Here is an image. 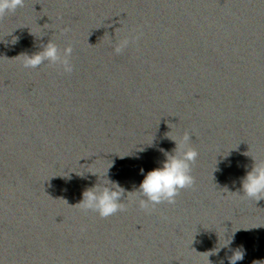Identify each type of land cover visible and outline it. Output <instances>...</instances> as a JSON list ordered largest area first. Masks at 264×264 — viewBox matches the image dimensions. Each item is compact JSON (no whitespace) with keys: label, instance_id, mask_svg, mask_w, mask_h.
Masks as SVG:
<instances>
[{"label":"water","instance_id":"obj_1","mask_svg":"<svg viewBox=\"0 0 264 264\" xmlns=\"http://www.w3.org/2000/svg\"><path fill=\"white\" fill-rule=\"evenodd\" d=\"M50 39L71 47L70 73L24 67ZM186 132L199 155L174 204L132 196L106 218L77 204L107 175L133 190ZM252 158L264 0H24L0 17V264H228L209 252L233 234L237 264L264 262V200L240 185Z\"/></svg>","mask_w":264,"mask_h":264},{"label":"clouds","instance_id":"obj_2","mask_svg":"<svg viewBox=\"0 0 264 264\" xmlns=\"http://www.w3.org/2000/svg\"><path fill=\"white\" fill-rule=\"evenodd\" d=\"M23 3L24 0H0V17L8 13H14L18 8L23 7ZM127 43V41H124L114 51L119 54ZM41 48V51L31 55H19L23 56L24 67L36 68L48 62L60 65L64 72L70 73L73 70L69 60L72 53L70 46L61 53L57 45L50 39L46 44L41 45ZM191 136L190 133L186 132L179 139L170 138L174 142L175 147L171 152L161 149L165 159L160 163V166L153 168L147 173H145L143 168L139 169V174L143 176V179L133 190L125 189L118 182L110 180L107 175L106 181L98 182L86 188L82 193L81 201L77 204L86 211L97 212L102 218L124 211L125 205L123 201L132 196H135L138 206L144 210H148L150 206L155 207V205L165 201L169 204H174L175 197L179 194V191L194 184V178L191 175V164L196 161L199 153L195 148L188 146ZM253 161L254 164L251 170L246 171V175L241 179L240 185L242 195L255 201H260L264 200V161L257 162L255 159ZM93 175L99 176V174ZM233 240L234 234L230 239L226 238L223 245L218 244V251L209 252L212 253L210 255L217 254L221 249L228 248L232 251V255L227 257L228 264H237L238 261H242L246 255V250L243 246L231 249L230 246ZM221 264H224V262L221 261ZM257 264H264V262H257Z\"/></svg>","mask_w":264,"mask_h":264}]
</instances>
